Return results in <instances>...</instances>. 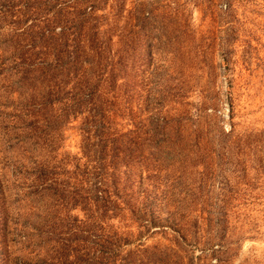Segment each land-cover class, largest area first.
Returning a JSON list of instances; mask_svg holds the SVG:
<instances>
[{
  "label": "rangeland",
  "instance_id": "obj_1",
  "mask_svg": "<svg viewBox=\"0 0 264 264\" xmlns=\"http://www.w3.org/2000/svg\"><path fill=\"white\" fill-rule=\"evenodd\" d=\"M0 264H264V0H0Z\"/></svg>",
  "mask_w": 264,
  "mask_h": 264
}]
</instances>
